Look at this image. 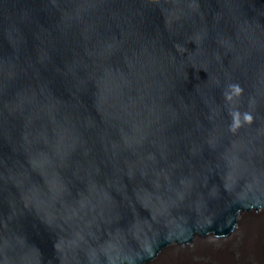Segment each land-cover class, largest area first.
Segmentation results:
<instances>
[{"label":"water","instance_id":"obj_1","mask_svg":"<svg viewBox=\"0 0 264 264\" xmlns=\"http://www.w3.org/2000/svg\"><path fill=\"white\" fill-rule=\"evenodd\" d=\"M167 254L264 264V0H0V264Z\"/></svg>","mask_w":264,"mask_h":264},{"label":"clouds","instance_id":"obj_2","mask_svg":"<svg viewBox=\"0 0 264 264\" xmlns=\"http://www.w3.org/2000/svg\"><path fill=\"white\" fill-rule=\"evenodd\" d=\"M229 88H230V92L225 93V97L228 101H231L234 96H239L243 91L238 84L229 85ZM231 115L233 117V124L231 127H232V130L234 131L241 124V120H240L241 113L238 110H236V111H233ZM243 119L245 122L251 123L252 116L248 113H244Z\"/></svg>","mask_w":264,"mask_h":264},{"label":"bare ground","instance_id":"obj_3","mask_svg":"<svg viewBox=\"0 0 264 264\" xmlns=\"http://www.w3.org/2000/svg\"><path fill=\"white\" fill-rule=\"evenodd\" d=\"M247 245H245L246 247ZM247 248V247H246ZM257 250V249H256ZM171 254V253H170ZM180 255H174L169 260L168 254L165 255L162 259H160L156 264H186L184 260H177L176 257Z\"/></svg>","mask_w":264,"mask_h":264},{"label":"rangeland","instance_id":"obj_4","mask_svg":"<svg viewBox=\"0 0 264 264\" xmlns=\"http://www.w3.org/2000/svg\"><path fill=\"white\" fill-rule=\"evenodd\" d=\"M251 220H252V222H256L254 218H252ZM253 244H254V242H252V243H250V244H249V242H248V243L246 244V245H247L246 247L251 248V246H252ZM255 251H256V252H258V251L260 252V250H258V248H257V250L255 249ZM180 256H182V255H180Z\"/></svg>","mask_w":264,"mask_h":264}]
</instances>
